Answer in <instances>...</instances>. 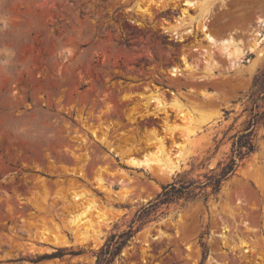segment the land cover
<instances>
[{"label": "rangeland", "instance_id": "374dc122", "mask_svg": "<svg viewBox=\"0 0 264 264\" xmlns=\"http://www.w3.org/2000/svg\"><path fill=\"white\" fill-rule=\"evenodd\" d=\"M222 1L208 15L209 32L217 40L233 34L247 47L264 18V0ZM147 2L0 0V264H95L107 238L127 230L162 185L204 183L216 173L231 155L232 136L256 113L262 115L253 132L256 150L237 160L219 192L196 189L195 199L159 208L112 264H264V81L257 104L251 102L264 60L251 73L254 54L231 69L215 52L209 75L202 34L195 30L181 42L165 31L182 17L183 0L141 14L138 5ZM189 15L195 10L186 22ZM183 56L197 71L172 77ZM156 88L175 93L197 120L208 121L170 177L125 161L153 149L155 136L168 150L183 139L179 133L171 139L163 115L145 109ZM73 190L91 193L109 219L86 243L70 229ZM54 225L66 245L40 240ZM63 248L82 253L31 262Z\"/></svg>", "mask_w": 264, "mask_h": 264}, {"label": "bare ground", "instance_id": "6f19581e", "mask_svg": "<svg viewBox=\"0 0 264 264\" xmlns=\"http://www.w3.org/2000/svg\"><path fill=\"white\" fill-rule=\"evenodd\" d=\"M169 0H148L147 3L138 5V10L141 14H150L151 6H162ZM174 1V0H173ZM176 1V0H175ZM222 0H183V5L186 8L181 10L182 17L176 20V24L165 28L166 32H171L177 36L179 41H184V35H193L197 30L202 34L201 41L205 42L210 49L202 48L201 56L207 64V73L212 75L216 68L217 62L213 60V54L218 52L227 62L231 69H236L247 58L248 54L256 56L255 62L250 66V71L257 68L259 63L264 60V18L257 19V26L250 33L248 38L249 45L246 47L241 38H235L233 34L217 40L208 28V15L211 12L213 5ZM195 10V16L189 15V20L185 18L189 10ZM140 14V13H139ZM140 14V15H141ZM188 27L186 28V26ZM195 37V34L193 35ZM193 51H198L194 48ZM182 67H172L169 71L172 77L182 75L183 71L195 73L196 65H192L182 57ZM152 105V106H151ZM151 108L156 112V116L163 115V122L166 129L169 131V137L174 140L175 134L183 138L181 142H174L173 148L168 150L165 145V139L155 136L153 139L154 148L143 153L141 157L129 156L125 159L126 163L134 168H144L149 171L157 170L161 175L170 177L179 170L180 165L190 156L189 144L201 128L208 124L205 119L197 120L195 118L194 109L182 101L175 93L167 96L166 92L160 88H156L149 95V100L145 105V109L150 111ZM173 115L176 120L172 123L170 116ZM98 186L102 188L103 180L101 176H97ZM105 190V188H102ZM67 201L74 207L70 214L69 224L74 238L80 243H86L91 236H100L102 228L109 223L107 215L101 210L98 201L88 191H72L67 198ZM53 229V230H51ZM40 240L45 241L48 236L54 246L66 245V241L60 229L57 226L49 228L46 226L41 231Z\"/></svg>", "mask_w": 264, "mask_h": 264}, {"label": "trees", "instance_id": "16d2710c", "mask_svg": "<svg viewBox=\"0 0 264 264\" xmlns=\"http://www.w3.org/2000/svg\"><path fill=\"white\" fill-rule=\"evenodd\" d=\"M264 81V72L256 74L253 78L252 87L256 89L251 94V102L253 105L257 104L259 95L257 91H260L262 82ZM262 115L256 113L253 114L251 119L247 122L246 128L239 134L232 136L231 155L228 161L220 163L218 165L219 170L212 173L209 176L205 175L206 181L204 183L198 180L183 181L178 180L176 182L162 185L161 191L156 196L147 202L145 206H142L132 219L127 230L120 233L111 234L106 242L95 253V264H112L116 257L121 253L123 247L133 237V235L142 227L150 218L152 213H155L162 206H168L170 204L179 203L180 201L187 202L195 199L197 194L194 192L196 189H203L206 187L211 188L212 194H217L220 190L221 184L234 175L238 166V161H241L244 157L250 156L255 150L256 146L253 142V132L256 125L261 120ZM215 169H212V172ZM207 195L204 194L206 200ZM202 238V237H201ZM202 251V263L207 255V246L205 243H200ZM68 252L69 255L74 256L81 254V251L67 250L66 248L58 249L51 254H42L31 262L38 263L44 260L61 258Z\"/></svg>", "mask_w": 264, "mask_h": 264}]
</instances>
